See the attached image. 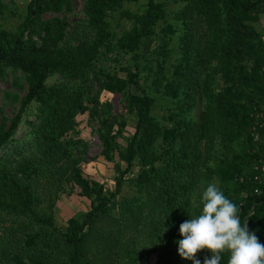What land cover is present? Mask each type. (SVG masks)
Wrapping results in <instances>:
<instances>
[{
	"label": "trees",
	"instance_id": "1",
	"mask_svg": "<svg viewBox=\"0 0 264 264\" xmlns=\"http://www.w3.org/2000/svg\"><path fill=\"white\" fill-rule=\"evenodd\" d=\"M139 1L85 0L84 19L70 32L61 15L74 0H31L16 30L0 28V80L12 74L15 87L28 86L22 98L7 94L21 101L15 117L0 113L3 264H191L178 251L180 224L201 212L209 183L237 204L241 223L264 244V144L256 139L263 137L264 39L255 26L264 0H147L141 12L127 8ZM7 11L0 0V16ZM119 12L130 28H113ZM113 54L129 58L127 77L107 63L119 60ZM105 90L121 94L137 119L125 150L118 144L127 123L102 100ZM163 99L171 103L165 124L155 113ZM33 103L40 119L33 139L3 155ZM85 114L101 122L106 159L118 154L128 164L116 165L115 191L87 179L76 157L82 138L72 134ZM136 162V194L118 199ZM49 178L57 192L68 182L92 201L65 229L39 209L38 187ZM227 260L225 253L221 264Z\"/></svg>",
	"mask_w": 264,
	"mask_h": 264
},
{
	"label": "rangeland",
	"instance_id": "2",
	"mask_svg": "<svg viewBox=\"0 0 264 264\" xmlns=\"http://www.w3.org/2000/svg\"><path fill=\"white\" fill-rule=\"evenodd\" d=\"M31 0H5L8 5V11L3 17L0 16V28L3 27L9 31L16 30L18 25L23 20L24 14L26 13V7ZM147 0H140L136 3H128L127 8L134 12H141L144 10ZM74 9L70 13L63 14L61 16H68L71 21V27L75 26V23L84 19V7L85 0H74ZM176 5H171L170 10L176 9ZM55 14H49L46 17L54 16ZM263 20V21H262ZM259 22V28H264V18ZM121 24V27H119ZM113 28L118 30L122 28H130L131 24L122 18V13L119 12L113 16L112 19ZM257 25V24H256ZM264 34V30H262ZM264 39V37H263ZM155 46V45H154ZM119 57L118 61L107 62L109 66L116 67L120 77H127V73L124 68L127 67L129 58L123 54L110 55L109 57L115 58ZM14 77L9 74L6 80H0V113L6 114V116L13 118L15 117L21 109V101H14L13 97L8 96L9 92L16 93L20 98L24 97L28 91V86L24 87L14 85ZM59 77L51 78L48 82L49 85L56 83ZM149 81V76L147 74L141 77V82L145 84ZM133 93H140V90L132 88ZM102 100L109 101L113 105V114L118 116L119 121H126V132L124 137L121 139V143L118 144L120 150H125L128 146L130 136L136 130L137 119L134 114H130L127 111V106L124 103V98L119 93H113L108 90L103 91ZM168 100H160L157 102V108L155 113L160 115L162 122L167 123L166 118L168 117V107L170 106ZM203 110V104L200 103L198 108L194 112L196 119L201 118V113ZM113 120V119H112ZM40 122L39 119V104L33 103L27 109L24 119L12 141V143L3 151V155H12L15 153L14 147L16 145H24L26 142H30L33 139L32 136V126L37 125ZM101 127V122L97 118H93L89 114L81 115L78 118V124L76 126L75 132H73L72 137L81 139L82 141L78 144L76 150V157L83 159L82 169L84 176L87 179L97 180L105 185V189L108 191H115L116 189V179L119 175V171L116 168L117 163L122 165L125 169L128 164L126 162H121L118 154L116 156V162L108 161L103 154V142L99 135V128ZM134 167L131 172L127 175L125 181V187L118 199L123 197L133 198L136 194V178L138 177L139 166ZM58 182L56 179L49 178L47 180H42L38 189L41 197L42 205L40 210L44 213L54 214L56 218V225L62 229L68 227L69 221L72 218H83L86 213L91 209L92 201L89 198L81 197L78 195L79 188L68 182L64 183L62 190H58ZM4 235V231L0 228V237ZM3 239L0 238V264H3L2 260V249H3ZM193 264L192 261H190Z\"/></svg>",
	"mask_w": 264,
	"mask_h": 264
},
{
	"label": "clouds",
	"instance_id": "3",
	"mask_svg": "<svg viewBox=\"0 0 264 264\" xmlns=\"http://www.w3.org/2000/svg\"><path fill=\"white\" fill-rule=\"evenodd\" d=\"M202 209L198 215L180 224L179 254L193 264H264V244L256 232L241 223L239 207L216 183H209L202 193ZM207 250L203 260L197 253Z\"/></svg>",
	"mask_w": 264,
	"mask_h": 264
},
{
	"label": "built area",
	"instance_id": "4",
	"mask_svg": "<svg viewBox=\"0 0 264 264\" xmlns=\"http://www.w3.org/2000/svg\"><path fill=\"white\" fill-rule=\"evenodd\" d=\"M257 119V126L263 129V137H261V134H257L256 139L260 140V142H263L264 144V111L258 113Z\"/></svg>",
	"mask_w": 264,
	"mask_h": 264
},
{
	"label": "crops",
	"instance_id": "5",
	"mask_svg": "<svg viewBox=\"0 0 264 264\" xmlns=\"http://www.w3.org/2000/svg\"><path fill=\"white\" fill-rule=\"evenodd\" d=\"M264 18V15H262L261 16V20ZM261 20L259 21V22H261ZM263 21V20H262ZM259 22H257V23H255V26H256V28L262 33V35H263V37H264V34H263V32H262V30H264V28H259ZM257 24V25H256Z\"/></svg>",
	"mask_w": 264,
	"mask_h": 264
}]
</instances>
